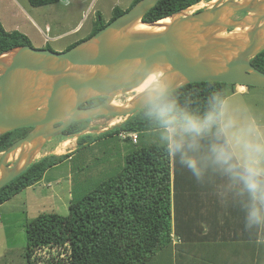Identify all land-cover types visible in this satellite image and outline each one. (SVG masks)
Listing matches in <instances>:
<instances>
[{
	"label": "water",
	"instance_id": "obj_1",
	"mask_svg": "<svg viewBox=\"0 0 264 264\" xmlns=\"http://www.w3.org/2000/svg\"><path fill=\"white\" fill-rule=\"evenodd\" d=\"M159 1H138L67 51L23 46L0 54V136L31 128L1 153L0 189L37 162L45 145L73 123L139 113L133 111L137 94L127 106L112 105L136 89L118 90L113 81L144 62L166 65L185 78V85L215 82L264 89V73L251 65L264 50V0H212L200 11L183 14L186 9L165 18L172 21L162 31L131 32L137 22L157 23L142 18ZM237 29L241 33L224 37ZM96 98L105 101L81 107Z\"/></svg>",
	"mask_w": 264,
	"mask_h": 264
},
{
	"label": "trees",
	"instance_id": "obj_2",
	"mask_svg": "<svg viewBox=\"0 0 264 264\" xmlns=\"http://www.w3.org/2000/svg\"><path fill=\"white\" fill-rule=\"evenodd\" d=\"M138 1L134 0L130 8ZM201 1L160 0L143 16L142 22H158ZM27 2L32 8H42L56 5L60 0ZM128 10L115 8L107 24L99 17L88 38ZM80 42L67 47L66 51ZM23 46L31 47L27 37L19 32L5 31L0 23V54ZM251 65L264 73V50L251 60ZM210 86L234 87L215 82L188 84L180 90L181 102H186L191 109L201 108L212 91ZM102 101L103 98H96L86 106ZM87 124V121L73 123L62 137L83 132ZM117 129L129 133L152 131L140 112L113 131L104 132L103 136H110ZM27 131L20 129L0 136V154L24 137ZM84 142V136L77 139L79 146ZM68 157L69 154L49 155L30 165L0 189V205L32 186L47 169ZM176 165L157 145L131 152L125 157L122 172L88 192L79 202L71 203L67 216L40 214L27 224L25 264H147L159 251L172 244V231L183 240L176 223H172L178 218L173 191L180 173ZM233 203L238 211H242L236 200ZM260 245L264 247V239Z\"/></svg>",
	"mask_w": 264,
	"mask_h": 264
},
{
	"label": "rangeland",
	"instance_id": "obj_3",
	"mask_svg": "<svg viewBox=\"0 0 264 264\" xmlns=\"http://www.w3.org/2000/svg\"><path fill=\"white\" fill-rule=\"evenodd\" d=\"M15 1L18 5L11 4V0H8V4L7 0H0V23L4 30L23 34L34 49L47 48L61 53L67 46L88 39L99 17L107 24L115 8L126 11L134 0H60L56 5L42 8L30 7L27 0ZM209 2L203 0L183 14L200 11ZM136 30L142 31V27L136 26ZM240 87L228 89L238 92L242 91ZM134 95L135 92L131 91L118 96L114 102L125 104ZM243 95L242 103L258 114L264 113V89L249 87L248 92ZM125 120L127 119L118 117L87 120L85 131L90 133L84 135L85 142L82 146L76 144L80 137L76 134L51 140L37 154L36 160L39 161L49 155H61L65 151L62 145L67 141L70 142L69 145L76 144L69 157L47 169L43 178L34 186L0 205V264H25V228L38 215L67 216L71 203L79 202L88 192L122 172L127 155L141 148L158 146L153 131L136 132V143L127 139L131 133L125 130L117 129L110 136H103L104 132L113 131V128L121 126ZM101 130L103 132L96 134ZM122 136L127 138L122 139ZM263 239L264 237L258 236L259 241Z\"/></svg>",
	"mask_w": 264,
	"mask_h": 264
},
{
	"label": "clouds",
	"instance_id": "obj_4",
	"mask_svg": "<svg viewBox=\"0 0 264 264\" xmlns=\"http://www.w3.org/2000/svg\"><path fill=\"white\" fill-rule=\"evenodd\" d=\"M113 85L139 89L133 111L140 110L161 150L197 181L219 177L241 207L244 230L264 237V113L242 103L243 93L215 86L201 108L191 109L180 99L185 78L157 62Z\"/></svg>",
	"mask_w": 264,
	"mask_h": 264
},
{
	"label": "crops",
	"instance_id": "obj_5",
	"mask_svg": "<svg viewBox=\"0 0 264 264\" xmlns=\"http://www.w3.org/2000/svg\"><path fill=\"white\" fill-rule=\"evenodd\" d=\"M10 3L18 5L15 0ZM242 88L238 92H248ZM76 144L64 148L61 155L73 152ZM176 169L180 173L173 191L178 218L172 223L183 240L172 231L171 247L159 251L147 264H264L263 240L244 230L243 213L234 205L233 196L225 192L224 182L216 176L197 181L178 163Z\"/></svg>",
	"mask_w": 264,
	"mask_h": 264
},
{
	"label": "bare ground",
	"instance_id": "obj_6",
	"mask_svg": "<svg viewBox=\"0 0 264 264\" xmlns=\"http://www.w3.org/2000/svg\"><path fill=\"white\" fill-rule=\"evenodd\" d=\"M211 3H213V1H212ZM171 21H172L171 19H163V20H160V21H158L157 23H155V24H153V25H145V24H141V23L137 22V23L131 28V32H139V33H141V32H143V33L159 32V31H162L167 25H169V23H170ZM139 25L142 27V31H137V30H136V26H139ZM238 33H241L239 29L234 30V31L229 32V33L226 32V34H223V35H224V37L232 38V37H234L235 35H237ZM3 57H5V56H3ZM143 86L146 87V86H147V83H145V85H143ZM241 88H242V86H241ZM242 89H244V88H242ZM132 92H135V94H138V93H139V90L137 89V90H134V91H132ZM128 101H130V99L127 100V102H128ZM126 104H127V103H125V104H117L116 102H113V103H112L113 106H127ZM114 122H115V121H114ZM69 143H70L69 141L65 142V143L62 145V147H63V148H67V147L69 146ZM60 154H61V153H60Z\"/></svg>",
	"mask_w": 264,
	"mask_h": 264
},
{
	"label": "flooded vegetation",
	"instance_id": "obj_7",
	"mask_svg": "<svg viewBox=\"0 0 264 264\" xmlns=\"http://www.w3.org/2000/svg\"><path fill=\"white\" fill-rule=\"evenodd\" d=\"M243 16H244V14H241V15H239L237 18L240 19V18L243 17ZM104 101H105V98H103V101L100 102V103H98V104H101V103H103ZM88 103H89V102H88ZM88 103H87V104H88ZM87 104L83 105L84 107H82V106H81V107H82V108H88V107H91V106L98 105V104H94V105H91V106H88V107H87V106H86ZM90 120H91V119H90ZM56 126H57V125H56ZM68 128H69V127H68ZM68 128H67V129H68ZM27 129H28V131H27V133H28V132L31 130V128H27ZM67 129H66V130H67ZM66 130L63 131L62 136L64 135V133L66 132ZM27 133H26V134H27ZM26 134H25V135H26ZM25 135H24V136H25ZM62 136H61V137H62ZM61 137H57V138H61ZM55 139H56V138H55Z\"/></svg>",
	"mask_w": 264,
	"mask_h": 264
},
{
	"label": "built area",
	"instance_id": "obj_8",
	"mask_svg": "<svg viewBox=\"0 0 264 264\" xmlns=\"http://www.w3.org/2000/svg\"><path fill=\"white\" fill-rule=\"evenodd\" d=\"M127 137L122 136V139H126ZM131 142L136 143L137 136L135 133H131L128 138Z\"/></svg>",
	"mask_w": 264,
	"mask_h": 264
},
{
	"label": "snow or ice",
	"instance_id": "obj_9",
	"mask_svg": "<svg viewBox=\"0 0 264 264\" xmlns=\"http://www.w3.org/2000/svg\"><path fill=\"white\" fill-rule=\"evenodd\" d=\"M174 67H175V65H174Z\"/></svg>",
	"mask_w": 264,
	"mask_h": 264
}]
</instances>
